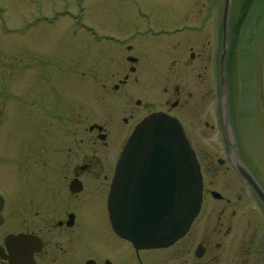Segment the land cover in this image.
I'll return each instance as SVG.
<instances>
[{
  "label": "flooded vegetation",
  "instance_id": "flooded-vegetation-1",
  "mask_svg": "<svg viewBox=\"0 0 264 264\" xmlns=\"http://www.w3.org/2000/svg\"><path fill=\"white\" fill-rule=\"evenodd\" d=\"M204 1L190 25L172 27L169 23L157 30L149 26L125 37H106L110 47L99 50L100 62L93 64L95 72L88 75L89 100L69 99L67 118L59 119L64 123L58 127L68 132L65 140L15 146L19 163L16 170L11 168L9 180L2 178L0 187V264H264V251L233 256L237 241H242L234 232L243 224L252 225L249 214L254 209L255 223L264 226V205L240 175L238 165L251 173L263 192L264 168L249 148L229 143L226 137L214 153L191 144L204 192L200 215L185 237L170 247L147 249L114 229L112 188L121 154L137 126L153 114L164 113L178 119L187 135L177 111L192 103L191 88L197 86L199 77L204 82L209 79L213 63V78L220 80L217 55L214 58V50H208L210 43L197 54L194 50L199 34L222 33L223 37L219 20L221 9L224 18L226 0ZM249 3L258 5L259 35L264 0ZM246 14L247 9L242 16ZM183 49L191 51V63L200 60L204 72L199 75V67L187 63L183 71L187 81L176 84L178 76L173 78L171 73L174 69L182 72ZM152 55L155 68L150 66ZM214 116L212 128L221 133L220 112L215 110ZM6 182L15 186L6 187ZM260 241L264 243V232Z\"/></svg>",
  "mask_w": 264,
  "mask_h": 264
},
{
  "label": "rangeland",
  "instance_id": "rangeland-1",
  "mask_svg": "<svg viewBox=\"0 0 264 264\" xmlns=\"http://www.w3.org/2000/svg\"><path fill=\"white\" fill-rule=\"evenodd\" d=\"M193 1L0 0V187L2 178L9 180L11 168H17L18 143L26 146L65 140L68 132L58 127L64 123L59 119L67 118L64 114L70 109L69 99L89 100L88 75L95 72L93 64L99 61V50L110 47L106 37H125L149 26L157 30L169 23L172 27L190 25L205 2L198 0L197 7L191 9ZM257 7L249 0L232 3L224 83L228 105H224L226 92L219 79L213 78V63L209 66V79L204 82L199 77L197 86L191 88L195 94L192 103L176 115L184 120L190 143L199 151L214 153L217 143H224L227 138L225 129L219 133L212 128L216 125L214 112H220L224 125V109L229 106L236 142L249 148L251 156L264 168V17L263 29L257 35ZM244 9L247 14L242 16ZM206 34H199L194 52H201L209 42L208 50H214V58L217 55L219 70L222 33ZM181 53L182 75L177 69L171 73L173 78L178 76L176 84L187 81L183 74L187 63L199 67V75L204 72L199 59L191 63V51L183 49ZM150 66H156L154 55L150 56ZM4 168H9L8 172ZM5 186L15 184L6 182ZM249 215L252 225L243 224L234 232L242 236L233 253L236 258L243 253L264 251L260 241L264 226L255 223V209Z\"/></svg>",
  "mask_w": 264,
  "mask_h": 264
},
{
  "label": "water",
  "instance_id": "water-1",
  "mask_svg": "<svg viewBox=\"0 0 264 264\" xmlns=\"http://www.w3.org/2000/svg\"><path fill=\"white\" fill-rule=\"evenodd\" d=\"M230 7L231 0H226L220 57L224 105L229 103L224 83ZM228 109L224 129L229 143H237ZM238 171L264 205V192L251 173L243 165ZM203 191L200 165L182 123L164 113L153 114L137 126L121 154L110 200L114 229L140 248L170 247L198 218Z\"/></svg>",
  "mask_w": 264,
  "mask_h": 264
}]
</instances>
